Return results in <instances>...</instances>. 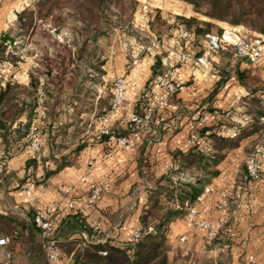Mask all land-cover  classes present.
<instances>
[{
	"label": "crops",
	"instance_id": "obj_1",
	"mask_svg": "<svg viewBox=\"0 0 264 264\" xmlns=\"http://www.w3.org/2000/svg\"><path fill=\"white\" fill-rule=\"evenodd\" d=\"M36 1L0 0V42L8 43L9 47L18 46L23 51L19 45L23 37L19 20L22 12ZM186 16L211 21L194 11ZM213 22L222 30L227 27L226 22ZM137 23L146 24V19L138 16ZM238 29L245 35L253 32ZM52 32L59 41L67 36L64 30ZM5 35L15 37L16 43L11 45L5 41ZM204 35L186 41L188 58L185 61L179 60L176 53L172 54L174 68L186 82L184 91L174 95L169 106L155 114L150 126L139 127L134 132L128 130L131 114L138 109L143 111L148 100L163 92L154 83L150 88L148 84L154 76L156 57L166 54L169 46L178 48L175 29L172 34H163L159 38L161 42L155 46L152 45L154 36L150 38V45H140L129 36L130 46L129 43L120 45L117 39L111 38L105 45L102 55L105 60L98 70L91 66L85 72L84 67L78 73L70 70L57 87L53 84L48 111L39 108L38 100L26 136L18 139L5 162L1 153L5 144L0 134V164H6V170L0 172V214L32 221L38 207L51 205L58 228L80 217L89 227L104 234L103 241L111 239L123 244L134 240L141 229L148 190L153 186L149 176L170 173L175 183L178 179H194L196 171L173 173L180 153H188L197 144L202 152H208L213 147L210 133L230 136L227 126H232L231 121L252 120L249 100L264 86V60L252 63L236 56L232 49L210 55L217 70L202 67L196 57L206 51ZM34 48L18 62H10L2 68L0 87L12 81L29 88L34 75L38 78L36 95L40 89H45L48 77L37 71L43 53L34 52ZM52 50L50 48L49 54ZM119 74L126 77L131 103L127 109L114 113L111 129L115 134L129 136L131 146L119 145L100 132L102 125L98 117L110 107L113 81ZM71 76L75 77L73 82ZM38 116L42 150L35 156L29 148V132ZM159 116L166 120L160 122ZM29 120L26 111L15 126ZM205 127V134H201ZM262 144L264 127L243 137L220 160L218 173L204 183L202 191L206 186L211 189L204 200L192 202L198 208L196 221H189L184 215L171 222L168 242L173 264H185L188 260L191 264H264V152L257 155L259 178L248 179L244 174V165L253 151L249 152ZM102 183L109 185L108 190L101 199L90 202L91 190ZM63 187L72 190L67 192ZM224 192L228 194L225 204ZM201 220L211 223L227 220L223 227L224 240L219 244L212 242L207 230L198 225ZM83 234L89 237L87 230H83ZM183 235L188 238L185 242L180 238ZM36 236L41 240L39 230ZM22 251L17 245L14 264H29ZM61 254L58 264H70L71 258L64 251Z\"/></svg>",
	"mask_w": 264,
	"mask_h": 264
},
{
	"label": "trees",
	"instance_id": "obj_2",
	"mask_svg": "<svg viewBox=\"0 0 264 264\" xmlns=\"http://www.w3.org/2000/svg\"><path fill=\"white\" fill-rule=\"evenodd\" d=\"M125 1L131 3L129 10L125 7ZM176 1L165 0L166 3ZM183 1L192 4L195 12L211 21L186 16H176L174 21H170L162 18L159 13L153 14L150 11L146 20L148 32L145 42H150L153 36L162 38L166 32L172 34L177 24H182L192 31L195 39L200 34L213 32L212 29L217 27L213 21L244 25L251 30L264 33V0ZM139 5L138 0H38L22 12L19 20L20 35L24 36L34 30V42L38 45L34 48V52L38 50L43 53L37 71L48 77L44 87L47 94L43 103L45 110L49 109V93L51 94L53 84L57 87L70 70L78 73L81 67L85 69L91 66L97 70L100 68L105 60L102 57L105 53L104 44L115 34L119 26L118 20L125 16L128 21L127 27H133L131 23L137 19L139 11L141 12L138 10ZM113 10L116 18H113ZM70 19L74 24V27L70 28L72 38L66 36L64 41H59L52 30H63ZM159 22L164 24V28L158 31L156 26ZM215 32L221 33L222 28L217 27ZM43 38L50 43L46 46L45 43L42 45ZM50 45L53 49L52 54H49ZM55 46H61L63 51H55ZM29 53H31L30 48L20 51L18 46L9 47L8 43L0 42V62L7 60L16 63L22 59L23 54ZM162 71L161 56L158 55L153 66L154 76L148 88L154 83L157 74ZM71 77L73 82L75 77ZM84 77L89 78L86 75ZM37 86L38 78L33 75L29 88L12 81L0 87V134L8 155L11 154L18 139L26 136L28 132L31 118L38 106ZM87 91L89 95L92 94L91 90ZM257 92L260 95H254L249 100L248 112L252 120L239 125L237 135L225 136L212 132L209 136L213 140V147L208 152H202L197 144L188 153H180L178 167L172 169L173 173L196 171L194 179L186 181L178 179L175 183L173 174L170 173L159 177L149 176L153 186L148 190L149 197L141 215V229L137 238L123 244L114 243L111 239L103 241L104 234L98 229L89 227L80 217H74L66 225L58 228L59 247L71 258L70 264H173L169 257L168 242L171 222L185 215L188 205L201 193L204 183L218 173L217 165L228 150L237 146L250 132L258 127H264V101H262L264 86ZM26 96L29 98L26 99ZM26 111L30 120L24 125L15 126L16 120ZM136 113L143 114L144 110L138 109ZM229 124L235 123L231 121ZM138 129V124L129 121V132ZM205 131L206 127L201 134H205ZM113 132L116 133L115 130ZM252 151L254 148L249 154ZM244 174L246 178H251L247 171V163L244 165ZM176 202L180 206H177ZM33 216L32 221H29L13 215L0 214V237L9 235L10 249L15 252L16 246L19 245L23 254L27 256L29 264H50L42 240L36 236L39 229L33 222ZM83 230L88 231V238L83 234ZM225 236V228H223L211 241L219 244ZM11 264H14V261Z\"/></svg>",
	"mask_w": 264,
	"mask_h": 264
},
{
	"label": "built area",
	"instance_id": "obj_3",
	"mask_svg": "<svg viewBox=\"0 0 264 264\" xmlns=\"http://www.w3.org/2000/svg\"><path fill=\"white\" fill-rule=\"evenodd\" d=\"M151 9L148 6L144 7V12L148 13ZM175 19H173L174 21ZM136 26H140L142 29H147L145 23H137ZM237 26L229 25L225 27L221 33L207 32L204 37L206 39V51L196 57V61L205 68H212L217 70L210 59V55L216 54V52L232 49L234 54L238 57H245L252 63H259L264 60V33L252 32L248 35L242 34ZM176 31V43L178 48L169 46L168 52L161 57V63L163 71L157 74L154 84L163 89L162 93L156 94L153 100H148L145 104L144 113L138 114L133 112L130 116V121L139 125L140 128L150 126L154 122V116L158 111L166 109L174 95H177L184 91L186 87L185 80L176 72L173 65L172 54L176 53L179 60L185 61L188 58V52L185 48V42L192 40L194 34L188 30L182 24H177ZM160 39L155 38L153 46L160 43ZM177 47V46H176ZM10 61L0 62V82L3 80L2 68L7 66ZM113 97L111 100L110 108L101 116L98 117L102 127L101 133L107 135L111 141L116 142L119 145L131 146L132 140L129 136H122L115 134L111 129V122L115 112L119 110L127 109L131 103V99L128 95V82L124 75H116L113 81ZM45 91L40 89L38 91L39 108L43 109V103L45 98ZM262 101H264V93L262 94ZM160 122H164L166 117L159 116ZM40 117H36L35 122L32 124L29 132V148L32 150L35 156H39L42 150V143L38 136ZM245 120L235 119V124L227 126V133L231 136L237 135L239 131V125H243ZM192 137L197 139V135L193 134ZM260 152H264V145L257 146L254 151L249 155L247 163V171L252 179H257L260 176L257 155ZM4 162L9 155L6 150L1 151ZM6 170V164H0V172ZM109 185L107 183L98 184L93 187L90 193V202L94 203L102 198L104 193L108 190ZM67 192H70L71 187H63ZM210 187L206 186L204 190L196 197L195 203L202 202L206 194L210 191ZM224 204L227 203L228 194L223 193ZM198 214L197 205L191 203L188 205L185 218L189 221H196ZM55 210L51 205H43L35 210L33 216V222L38 227L41 235L43 247L46 251L47 258L50 264H58L61 260V250L59 247V238L57 236L58 227L54 220ZM227 224V220H223L220 223H211L206 220H201L198 225L207 230V235L210 240L215 238L218 233ZM228 230H231L228 228ZM139 235L136 233L135 238ZM182 241H187V236L180 237ZM11 237L4 235L0 237V264H11L14 261V252L10 249ZM185 264H191L188 260Z\"/></svg>",
	"mask_w": 264,
	"mask_h": 264
},
{
	"label": "rangeland",
	"instance_id": "obj_4",
	"mask_svg": "<svg viewBox=\"0 0 264 264\" xmlns=\"http://www.w3.org/2000/svg\"><path fill=\"white\" fill-rule=\"evenodd\" d=\"M138 1L140 3L138 10H141V12L139 11V18L142 20L143 19L147 20V18H148L147 14L150 12V11L148 13L144 12V7H146V6H148V8L151 9L150 13H153V14L159 13L162 16V18H164V19H169L170 17L171 18L174 17V19H175L176 16H186V14L190 13L191 11H194L193 5L186 2V1H183V0H177L176 2H173V3H166L165 0H138ZM125 2H126L125 7L126 8L128 7V10H129V8L131 7V3L129 1H125ZM176 6L177 7L179 6V7L176 8ZM195 13H197V12H195ZM198 14H200V13H198ZM112 15H113V18H116V13L114 12V10L112 11ZM200 15H202V14H200ZM202 16H204V15H202ZM118 21H119V26L117 27V30H116L115 34L112 36V38L117 39V41L120 43V45L123 44L124 46H126L125 44L129 43V46H130V37H134L135 40L137 39L136 41L140 45H150L151 44L150 42H148V43L145 42V39H146L145 37H146V34L148 32V26L146 27L147 29L144 30V29L140 28V26H136L135 25L136 20H134L131 23L133 27H131V28L127 27L128 21H127L125 16L121 17ZM171 21H173V20H171ZM68 23L69 24L67 26H65L63 30L66 32L67 36H70L72 38L70 28L74 27V24H73V21L71 19L69 20ZM226 24H227V26L232 25V26H237L240 29L242 28V29L251 30L244 25H234V24H231L228 22H226ZM217 27H214V28L217 29ZM156 28L159 31V29L164 28V24L159 22L158 25L156 26ZM127 30H130V31L127 32ZM251 31L257 32L254 30H251ZM258 33H260V32H258ZM38 38H41V37L38 36ZM42 40H43L42 45H44V43H45V46H46L47 44L50 43L46 38H43ZM109 42H110V39L107 40V42L104 44V47H106L105 45H107ZM19 45H21L22 50H26L28 48H30V49L34 48V30H32L30 33L24 35L22 37V40H21ZM50 48H52L51 45H50ZM55 51L62 52L63 49L61 46H55ZM85 71H87V67L84 69V72ZM14 259H15V256H14Z\"/></svg>",
	"mask_w": 264,
	"mask_h": 264
},
{
	"label": "water",
	"instance_id": "obj_5",
	"mask_svg": "<svg viewBox=\"0 0 264 264\" xmlns=\"http://www.w3.org/2000/svg\"><path fill=\"white\" fill-rule=\"evenodd\" d=\"M4 40L5 41H9L11 43V45H14L16 43V38L12 37L10 35H5L4 36Z\"/></svg>",
	"mask_w": 264,
	"mask_h": 264
}]
</instances>
